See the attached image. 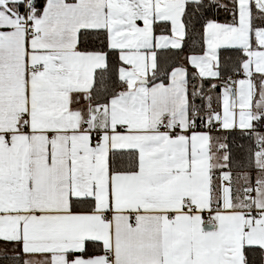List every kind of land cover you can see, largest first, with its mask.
<instances>
[{"label": "snow or ice", "instance_id": "snow-or-ice-1", "mask_svg": "<svg viewBox=\"0 0 264 264\" xmlns=\"http://www.w3.org/2000/svg\"><path fill=\"white\" fill-rule=\"evenodd\" d=\"M0 264H264V0H0Z\"/></svg>", "mask_w": 264, "mask_h": 264}]
</instances>
